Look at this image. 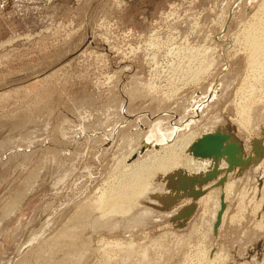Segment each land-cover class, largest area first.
<instances>
[{
  "label": "rangeland",
  "instance_id": "rangeland-1",
  "mask_svg": "<svg viewBox=\"0 0 264 264\" xmlns=\"http://www.w3.org/2000/svg\"><path fill=\"white\" fill-rule=\"evenodd\" d=\"M263 4L0 0V264H264V56L251 67L245 45L264 33ZM215 118L210 134L239 143L231 168L175 185L178 169L159 168L138 224L97 205L122 180L127 142L161 123L179 127L172 143ZM213 195L227 203L214 232Z\"/></svg>",
  "mask_w": 264,
  "mask_h": 264
},
{
  "label": "bare ground",
  "instance_id": "bare-ground-1",
  "mask_svg": "<svg viewBox=\"0 0 264 264\" xmlns=\"http://www.w3.org/2000/svg\"><path fill=\"white\" fill-rule=\"evenodd\" d=\"M261 9L263 12H264V4L262 6V8H259ZM261 14V13H260ZM256 16V15H255ZM258 16V15H257ZM263 16V15H262ZM258 18V17H257ZM264 32V31H263ZM251 32H249V36H248V42L246 45L249 46V53H250V59H249V65L252 67L258 65L260 67V63H258L260 60H258V58H260V56H264V33L261 32V30L259 31V29H255L252 30V33L250 34ZM248 35V33H247ZM247 38V37H246ZM247 40V39H246ZM263 41V42H262ZM245 47V48H246ZM261 56V57H262ZM248 57V55H247ZM248 60V59H247ZM203 61V60H202ZM204 63V62H203ZM258 63V64H257ZM264 63V62H263ZM205 65V64H204ZM201 67V66H200ZM262 67V66H261ZM206 68V67H205ZM253 69V68H252ZM249 71V70H248ZM260 71V70H259ZM264 72V71H263ZM198 73V72H197ZM262 75V74H261ZM256 77V76H255ZM225 81V80H224ZM264 81V80H263ZM255 87V86H254ZM254 95V94H253ZM187 104V103H186ZM244 104V103H243ZM247 104V103H246ZM172 106V105H171ZM188 106V105H187ZM186 106V107H187ZM248 106V105H246ZM191 107V106H190ZM170 108V107H169ZM168 109V108H166ZM248 109V108H247ZM181 110V109H180ZM244 111V110H243ZM250 111V110H249ZM245 112V111H244ZM251 112V111H250ZM248 113V111H247ZM185 114V113H184ZM244 114V113H242ZM249 114V113H248ZM166 117V116H165ZM168 119V118H167ZM165 120V118H164ZM168 121V120H167ZM166 121V122H167ZM161 122V121H160ZM165 123V122H164ZM169 123V122H168ZM218 123H221L219 118H215L214 120H212L207 126H204L203 130L201 131V133L199 132V134H195L194 132H190V133H184V134H181L178 138H176L172 143L170 142L171 140H169L174 134L177 133L179 129V127H176V126H173L175 124H172L173 127H164L161 123H158V124H155L154 126L151 125V129L148 131L147 129V132L145 134H141L140 131L138 133H140V135H138L137 137V140L135 141H132L131 143H129L128 145V142H127V152L125 153L126 155L123 156V162L124 166L122 168V171H121V178L122 180L120 181V183L114 188L112 189V191H108L107 194H103L104 196L102 197L101 201L99 200L100 204L97 203V205H100V207H103V212L107 213V215H110V218L112 219L113 217L115 218V215H118V214H123L126 216V214L129 216L130 219L128 220H131L135 223L138 224V222H141V220L143 218H146L147 215L149 214H152V208L150 209V207L146 206L145 208H143L142 212L139 213V211L135 214L133 213V215L131 214V212L133 211V207L139 203L137 202H140V201H137L136 199H139L138 197H141L143 196L147 191H150V189H153L151 188V185H152V181H150V178H152V176L158 174V171L159 168H160V172H163V174L165 173H168L170 172L171 170L173 171L174 168H177L178 170L175 169V174H173V176H171L172 178H178V180L175 179V181H173V184L175 185V183L179 181V183L184 180L185 182H198V181H203L207 176H211V175H214L216 174L219 170H221L222 168L226 167V166H233L238 160L239 158L241 157V153L239 152V143L238 141L236 140L235 137L233 136H230V134L228 135L226 132L227 131H222V132H225V137L223 138V146L221 148V153L218 154V153H214V154H211V155H205V154H202L200 152V141L202 139H204L207 135H209L210 133H214L216 131H219V130H216L215 126L218 125ZM145 124V123H144ZM152 124V123H151ZM167 124V123H166ZM170 124V123H169ZM168 124V125H169ZM136 125V124H135ZM138 126V124H137ZM167 126V125H166ZM171 126V125H170ZM178 126V124H177ZM248 127V126H247ZM223 130V129H222ZM138 131V130H137ZM146 131V130H145ZM136 133V132H135ZM137 134V133H136ZM134 136V135H133ZM135 137V136H134ZM134 137H132L134 139ZM131 139V138H130ZM128 138V140H130ZM132 139V140H133ZM130 142V141H129ZM171 144H170V143ZM125 145V146H126ZM229 146H232V151L230 153L227 152V148ZM160 147V149H159ZM159 150H158V149ZM179 151H182V152H186L188 154V160L189 162H187V166L186 168L183 167L185 166L184 164L181 165V163L179 162H172L174 160V158L176 157V160L178 159H181V155L178 153ZM125 152V151H124ZM181 153V152H180ZM124 154V153H123ZM180 156H179V155ZM187 158V157H185ZM175 160V161H176ZM187 160V159H186ZM185 160V161H186ZM122 162V160H120ZM119 161V162H120ZM122 162V163H123ZM127 162V164H126ZM181 162V160H180ZM239 162V161H238ZM245 162V161H244ZM121 163V164H122ZM184 163V162H182ZM182 167V168H180ZM194 167V168H193ZM230 167V168H231ZM195 170H193V169ZM192 169V170H190ZM159 172V173H160ZM169 175V174H168ZM172 175V174H171ZM176 176V177H175ZM171 178V179H172ZM57 179V178H56ZM158 181V180H157ZM183 181V182H184ZM155 183V182H154ZM153 183V184H154ZM172 183V181H171ZM165 184V183H164ZM179 185V184H178ZM185 186V185H184ZM229 186H231L229 184ZM154 187V186H152ZM183 187V186H182ZM158 188V187H157ZM180 188V187H179ZM228 188V187H227ZM232 187H230L231 189ZM155 189V188H154ZM163 190V189H162ZM193 190V189H192ZM229 190V188H228ZM152 191V190H151ZM150 191V192H151ZM157 191V189L155 190V192ZM159 191V190H158ZM179 191V190H178ZM178 191L176 190H172V192H168L165 196H163L165 199H174L175 197H177L178 194H181V193H178ZM149 192V193H150ZM154 192V191H153ZM147 194V193H146ZM156 194V193H155ZM158 194V193H157ZM150 195V194H149ZM148 195V196H149ZM160 195L161 197V193L158 194ZM163 195V194H162ZM179 196V195H178ZM214 196V195H213ZM145 197V195H144ZM154 197H157L154 195ZM159 197V196H158ZM142 198V197H141ZM179 198V197H178ZM214 201H213V208L211 209L212 210V214H211V220H210V229L213 230V232L218 229L217 226L222 222V224H224V220H225V217H226V212H225V206L226 204L222 201L221 197L220 196H217L215 195L214 197ZM226 198V197H225ZM224 198V200H225ZM146 199V197H145ZM148 199V198H147ZM151 199V200H150ZM176 199V198H175ZM137 202H136V201ZM139 200H142V199H139ZM150 201H152V198H149ZM158 200V199H157ZM163 200V199H162ZM212 200V199H211ZM21 201V200H20ZM165 201V200H164ZM170 201V200H168ZM142 202V201H141ZM166 202V201H165ZM227 202V201H225ZM137 203V204H136ZM95 205V204H94ZM96 205V206H97ZM144 205V204H143ZM90 206H93V205H90ZM210 206V205H209ZM87 207H88V204H87ZM95 207V206H93ZM228 207V206H227ZM226 207V208H227ZM14 208V206L12 207ZM91 208V207H90ZM85 209V208H84ZM93 209V208H92ZM97 209V208H96ZM137 209H138V206H137ZM228 209V208H227ZM80 210V208H79ZM132 210V211H131ZM139 210V209H138ZM94 211V209H93ZM102 211V210H101ZM79 212V211H78ZM82 212V210H81ZM102 212V213H103ZM224 213V214H223ZM81 214V213H79ZM86 214V213H85ZM93 214V213H92ZM104 214V213H103ZM131 214V216H130ZM82 215L83 212H82ZM87 215V214H86ZM122 215L123 217V220H124V216ZM80 216V215H79ZM89 215H87L88 217ZM97 216V215H96ZM105 216V215H104ZM91 217V216H90ZM90 217H89V220H90ZM77 218V217H76ZM82 218V217H81ZM81 218L79 220H81ZM96 218V217H95ZM99 218V217H98ZM96 218L97 220H90V224L92 222V224L96 225V223L101 226L103 225H106V224H110V223H107L105 220V217H104V221L101 220V219H98ZM101 218V217H100ZM109 218V217H108ZM128 218V217H126ZM85 219V218H84ZM83 219V220H84ZM110 219V220H111ZM122 219V218H121ZM72 221V219H70ZM117 220V219H116ZM82 221V220H81ZM88 221V219L86 220ZM114 221V220H113ZM77 222V221H75ZM74 222V223H75ZM80 222V221H78ZM83 222V221H82ZM85 222V220H84ZM111 222V221H110ZM116 221H114L115 223ZM145 222V220H144ZM143 222V223H144ZM71 222L69 221V224ZM86 223V222H85ZM88 223V222H87ZM118 222H116V225H117ZM132 223V222H131ZM130 223V224H131ZM91 224V225H92ZM127 224V223H126ZM73 225V224H72ZM93 225V226H94ZM97 225V226H98ZM134 225V224H133ZM140 225V224H139ZM77 225L75 224L74 226V229ZM81 226V224H80ZM84 226V225H83ZM85 226H88L85 225ZM110 225H106V227H108ZM118 226V225H117ZM117 226H115L117 228ZM124 226V225H123ZM132 226V224H131ZM67 227V226H66ZM69 227V226H68ZM105 227V226H103ZM102 227V228H103ZM110 227H114V226H110ZM120 227V226H119ZM126 227V226H125ZM134 227V226H133ZM77 228V227H76ZM79 228V226H78ZM77 230L79 231L80 228ZM84 228V227H83ZM87 228V227H86ZM89 228V227H88ZM87 228V229H88ZM93 228V227H92ZM97 228V227H96ZM101 228V227H100ZM99 228V229H100ZM109 228V227H108ZM127 228V227H126ZM132 228V227H131ZM66 230H68L67 228H65ZM71 229V228H70ZM69 229V231H70ZM73 229V228H72ZM71 229V231H73ZM94 229V228H93ZM98 229V228H97ZM96 229V230H97ZM105 229V228H103ZM114 229V228H113ZM130 229V228H128ZM136 229V228H135ZM209 229V230H210ZM64 230V229H63ZM76 230V231H77ZM82 230V228H81ZM86 230V229H85ZM108 230V229H105V231ZM109 230H111L109 228ZM211 230V231H212ZM62 231V230H61ZM75 231V230H74ZM75 232H72L73 235L74 233L77 234ZM88 231V230H87ZM95 231V230H93ZM68 232V231H67ZM65 232V233H67ZM80 232V231H79ZM86 232V231H85ZM98 232V230L96 231ZM100 232V231H99ZM64 231L62 232V235L60 236L59 233L58 235L60 237H64L63 234H65ZM69 233V232H68ZM71 233V232H70ZM82 233V231H81ZM84 233V231H83ZM82 233V234H83ZM79 234V233H78ZM77 234V237L80 238L82 234L78 235ZM57 235V236H58ZM71 235V234H70ZM72 235V237H73ZM58 236L59 239H57L56 237V240L55 241H58L60 240L61 238ZM67 234L65 235V238L67 239L68 237H66ZM69 236V235H68ZM80 236V237H79ZM64 238V239H65ZM71 238V236H70ZM75 238V237H74ZM55 239V238H53ZM62 240V241H65V240ZM76 239V238H75ZM79 240V239H78ZM51 243H53L52 240H50ZM47 242V241H46ZM50 244V242H47ZM54 243H57V242H54ZM58 244V243H57ZM57 244H53L58 246V248H61L64 243H62L63 245L61 246V243H60V246L57 245ZM67 244V243H66ZM65 244V245H66ZM51 245V244H50ZM68 245V244H67ZM66 245V246H67ZM130 245V249H131V244ZM52 246V245H51ZM50 246V248H51ZM52 246V249H54ZM55 246V247H56ZM65 246V247H66ZM69 246V245H68ZM136 246V245H135ZM45 247V246H44ZM71 247H73L71 245ZM57 248V249H58ZM63 248V247H62ZM45 250V248H43ZM56 249V248H55ZM56 251H59V249ZM129 249V248H128ZM127 249V250H128ZM133 249V248H132ZM41 250V249H40ZM62 249H60L61 251ZM70 250V249H69ZM74 250V249H73ZM126 250V249H125ZM47 251V250H46ZM50 251V250H49ZM53 251V250H52ZM51 251V252H52ZM68 251V250H67ZM72 251V250H71ZM130 251V250H129ZM129 251L127 253H129ZM133 251V250H132ZM45 252V251H44ZM43 252V253H44ZM51 252H50V255H51ZM74 252V251H73ZM47 253V252H46ZM54 253V252H53ZM58 253V252H57ZM69 253V252H67ZM66 253V254H67ZM72 253V252H71ZM70 253V254H71ZM76 253V252H74ZM126 253V252H125ZM131 253V252H130ZM129 253V254H130ZM228 253V252H227ZM35 254V253H34ZM65 254V255H66ZM82 254V253H81ZM128 254V255H129ZM44 255H46L44 253ZM47 255H49L47 253ZM56 255V254H55ZM63 255H64V252H63ZM144 255H145V252H144ZM147 255V254H146ZM43 256V255H42ZM41 256V257H42ZM52 256V255H51ZM126 256V255H125ZM219 256V255H218ZM37 257H40V256H37ZM49 257V256H48ZM53 257V256H52ZM60 257V256H59ZM57 256V258H59ZM217 257V256H216ZM45 258V257H43ZM42 258V259H43ZM47 258V257H46ZM129 258V256H128ZM40 259V260H42ZM37 260V259H35ZM55 261V259H52ZM57 260V259H56ZM228 260V259H227ZM45 261V260H44ZM48 261V260H46ZM45 261V262H46ZM53 261V262H54ZM38 262V261H37ZM59 262V261H58ZM57 262V264H58ZM219 261H215L214 264H219L218 263ZM24 263V262H22ZM43 263V262H42ZM51 263V262H49ZM20 264V263H19ZM27 264H28V261H27ZM30 264V263H29ZM40 264V262H39ZM44 264V263H43ZM48 264V262L46 263ZM52 264V263H51Z\"/></svg>",
  "mask_w": 264,
  "mask_h": 264
},
{
  "label": "water",
  "instance_id": "water-1",
  "mask_svg": "<svg viewBox=\"0 0 264 264\" xmlns=\"http://www.w3.org/2000/svg\"><path fill=\"white\" fill-rule=\"evenodd\" d=\"M225 134L216 133L209 134L204 139L200 141V152L205 155H211L214 153H221V148L223 146V138ZM232 146L227 148V152L230 153L232 151Z\"/></svg>",
  "mask_w": 264,
  "mask_h": 264
}]
</instances>
